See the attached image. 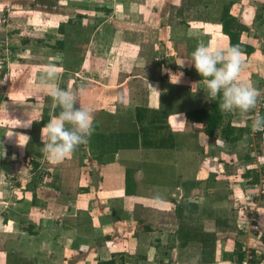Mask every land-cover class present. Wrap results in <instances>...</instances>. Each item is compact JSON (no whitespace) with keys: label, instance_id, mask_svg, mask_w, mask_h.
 <instances>
[{"label":"crops","instance_id":"1","mask_svg":"<svg viewBox=\"0 0 264 264\" xmlns=\"http://www.w3.org/2000/svg\"><path fill=\"white\" fill-rule=\"evenodd\" d=\"M226 6L253 49L239 79L264 107V0H0V264H264L255 107L225 112L246 130L238 142L206 136L185 114L217 97L176 64L229 45ZM48 64L94 108L88 142L55 163L41 135L60 111L41 87Z\"/></svg>","mask_w":264,"mask_h":264},{"label":"clouds","instance_id":"2","mask_svg":"<svg viewBox=\"0 0 264 264\" xmlns=\"http://www.w3.org/2000/svg\"><path fill=\"white\" fill-rule=\"evenodd\" d=\"M243 56L244 53L238 45L229 44L224 48L200 45L191 53L190 59L181 58L176 64L180 68H183L186 63L194 67L203 79L209 96L220 97L219 108L221 110L239 111L247 115L256 106L260 93L251 82L239 79L243 68ZM162 71L169 74L173 84L179 83L184 75L182 71L172 73L167 68ZM58 72L57 65L48 64L41 77V87L46 89L47 95L54 99L55 105L60 109L59 113L54 115L41 129L43 150L54 163L70 157L79 145L88 142L94 131V108L78 106L77 92L61 88L55 82L58 79ZM149 86L156 91L151 85ZM84 91L85 88L82 86L79 92ZM38 99L40 103H44L46 98L41 94ZM252 126L258 131L264 130V114L256 113ZM21 136L24 137V144H20L23 146L28 142L29 137ZM220 143L223 144V141ZM154 198L161 199L159 195Z\"/></svg>","mask_w":264,"mask_h":264},{"label":"trees","instance_id":"3","mask_svg":"<svg viewBox=\"0 0 264 264\" xmlns=\"http://www.w3.org/2000/svg\"><path fill=\"white\" fill-rule=\"evenodd\" d=\"M232 18L229 15V6H226L223 10L221 17L222 32L228 36L229 44L238 45L242 52L250 56L253 53V49L246 46L240 42V35L231 31L230 25ZM220 97H217V101L209 109H198L194 111L187 112L185 118L188 123L199 124L201 126L200 130L206 136L213 138L217 131L220 132V137L229 144H234L238 142L246 130L240 127L232 126L229 121L225 122V111L219 108ZM42 124H47V121L42 122ZM245 252L244 249H240ZM98 264H113L112 262H99Z\"/></svg>","mask_w":264,"mask_h":264},{"label":"built area","instance_id":"4","mask_svg":"<svg viewBox=\"0 0 264 264\" xmlns=\"http://www.w3.org/2000/svg\"><path fill=\"white\" fill-rule=\"evenodd\" d=\"M263 109H264V107L263 106H261V107H258V109H256V113H260V114H262V111H263ZM256 113H255V115H256ZM242 264H247L246 262H244V263H242Z\"/></svg>","mask_w":264,"mask_h":264},{"label":"rangeland","instance_id":"5","mask_svg":"<svg viewBox=\"0 0 264 264\" xmlns=\"http://www.w3.org/2000/svg\"><path fill=\"white\" fill-rule=\"evenodd\" d=\"M3 18H4V16H3ZM3 18H2V19H3ZM259 102H260V101H259ZM261 106H262L261 103H259V104L257 103V105L255 106V112H254V113H256V109H258V107H261ZM254 115H255V114H254ZM254 117H255V116H254ZM263 185H264V184H263Z\"/></svg>","mask_w":264,"mask_h":264}]
</instances>
